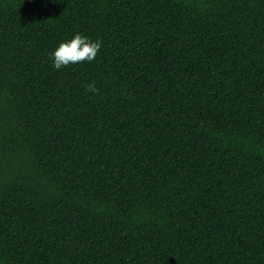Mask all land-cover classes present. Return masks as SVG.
<instances>
[{
	"label": "trees",
	"instance_id": "1",
	"mask_svg": "<svg viewBox=\"0 0 264 264\" xmlns=\"http://www.w3.org/2000/svg\"><path fill=\"white\" fill-rule=\"evenodd\" d=\"M0 264H264V0H0Z\"/></svg>",
	"mask_w": 264,
	"mask_h": 264
},
{
	"label": "clouds",
	"instance_id": "2",
	"mask_svg": "<svg viewBox=\"0 0 264 264\" xmlns=\"http://www.w3.org/2000/svg\"><path fill=\"white\" fill-rule=\"evenodd\" d=\"M102 48V41L91 40L80 33L75 34L70 40L61 42L51 53L52 65L55 69L68 67L80 62H92L97 58ZM89 91L95 92L94 85H89Z\"/></svg>",
	"mask_w": 264,
	"mask_h": 264
}]
</instances>
